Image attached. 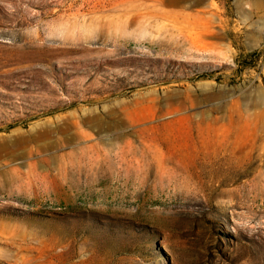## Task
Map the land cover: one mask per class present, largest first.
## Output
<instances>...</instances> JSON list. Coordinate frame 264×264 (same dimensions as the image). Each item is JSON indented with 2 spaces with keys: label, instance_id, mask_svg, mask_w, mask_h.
<instances>
[{
  "label": "rangeland",
  "instance_id": "374dc122",
  "mask_svg": "<svg viewBox=\"0 0 264 264\" xmlns=\"http://www.w3.org/2000/svg\"><path fill=\"white\" fill-rule=\"evenodd\" d=\"M238 1L0 0V264H264V0Z\"/></svg>",
  "mask_w": 264,
  "mask_h": 264
},
{
  "label": "bare ground",
  "instance_id": "6f19581e",
  "mask_svg": "<svg viewBox=\"0 0 264 264\" xmlns=\"http://www.w3.org/2000/svg\"><path fill=\"white\" fill-rule=\"evenodd\" d=\"M49 145H51V144H47V146H44V148L45 149H47V147H49ZM0 147H2L3 149H5V146L3 145V146H0ZM201 149V148H200ZM235 149V148H234ZM8 150V149H7ZM224 150V149H223ZM6 151V150H5ZM229 151V150H228ZM227 156H229V155H227ZM226 159V158H225ZM222 160V159H221ZM46 164V163H45ZM47 165V164H46Z\"/></svg>",
  "mask_w": 264,
  "mask_h": 264
},
{
  "label": "crops",
  "instance_id": "0c3cea01",
  "mask_svg": "<svg viewBox=\"0 0 264 264\" xmlns=\"http://www.w3.org/2000/svg\"><path fill=\"white\" fill-rule=\"evenodd\" d=\"M242 1H243V0H242ZM242 1L240 0V1H238V3H241Z\"/></svg>",
  "mask_w": 264,
  "mask_h": 264
}]
</instances>
